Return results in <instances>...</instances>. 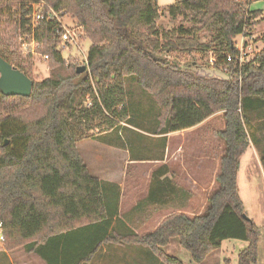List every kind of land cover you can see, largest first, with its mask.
I'll return each mask as SVG.
<instances>
[{
	"label": "trees",
	"instance_id": "trees-1",
	"mask_svg": "<svg viewBox=\"0 0 264 264\" xmlns=\"http://www.w3.org/2000/svg\"><path fill=\"white\" fill-rule=\"evenodd\" d=\"M38 1L77 21L81 39L91 42L88 69L78 73L79 63L64 60L57 49L62 26L45 19L35 36L37 52L48 56V77L33 81L29 97L0 93L1 249L24 248L47 264H91L104 245H133L160 264H184L165 250L178 238L199 264L224 241L239 240L247 246L238 264H256L261 228L244 217L238 175L251 144L260 146L257 130L263 122L252 135L248 127L254 118L264 119V47L241 64L235 38L253 29L249 18L259 17L261 9H252L250 0H176L168 11L173 19L182 17L181 23L160 32L158 0H0V56L31 79V56H22L14 39L18 28L27 31L31 5ZM203 32L211 40L201 42ZM197 51L212 54L215 62L209 54L205 65L166 57ZM130 77L155 102V135L190 129L218 112L225 119L216 132L225 145L217 186L204 212L175 209L144 234L128 223L145 214V205L123 212L119 191L91 173L78 147L88 133L129 122ZM140 148L135 146L139 153L133 159L142 155ZM261 163L264 168V150ZM179 183L169 178L160 185L189 193ZM176 200L169 204L185 206Z\"/></svg>",
	"mask_w": 264,
	"mask_h": 264
},
{
	"label": "rangeland",
	"instance_id": "rangeland-1",
	"mask_svg": "<svg viewBox=\"0 0 264 264\" xmlns=\"http://www.w3.org/2000/svg\"><path fill=\"white\" fill-rule=\"evenodd\" d=\"M175 1L176 0H158L161 17L157 20V28L160 32L163 30H171L172 28L178 26L182 21V17L173 19L169 14L168 7ZM250 1L254 2L253 4H251L252 9H261L259 17H250L249 21L250 24L253 25V29H250L248 34L238 35L235 38L236 46L241 50L243 58L246 60L253 59L264 47V43L261 40V36L264 33V0ZM246 16H248V14ZM62 21L67 26H77V21L70 15H66L64 18H62ZM8 32L14 34V31L12 30L8 29ZM20 36L21 32L18 28L14 41L17 44L16 47L18 48V51L22 54V56H31V59L33 61L32 80H42L48 77V60H45L38 52L36 54L30 53L27 47L23 45L24 43L21 41ZM211 36V34L203 32L199 35V39L201 42H206L211 40ZM90 43L91 42L89 40L83 41L80 37L78 40V45L72 48V52L65 54L68 57L67 63L77 62L80 66L87 65L86 59ZM27 52L29 53L27 54ZM208 54L203 51L192 53L173 52L166 57L169 60L178 62L181 65H186L188 64V62L194 61L198 64L205 65ZM211 56L213 57L212 54H209V57ZM127 87L129 91L130 106L132 107L129 122L121 123V125L116 130H112L109 132L100 133L99 131H95V134L88 133L86 134V137L78 143V147L82 154V157L93 175L97 176L101 180L106 181V183L108 184L115 183L122 186L121 188H123L125 194L122 206L123 212L130 209V204L134 202L133 199L137 198L134 195L137 196L138 194L139 196H142V192L145 191L149 184L148 182L152 181V178H148V174L152 172L154 165L150 163H136L133 158H135L134 155L139 152L134 149L135 146L145 144L147 145V149L142 150L143 155L147 156L148 158L152 157L153 160L165 161L167 159L169 163L172 162L171 164H176L172 165L173 168H179L182 165L184 166L186 164V160L189 165V160L193 158V156L197 155L202 148L207 150L208 147H203L202 143H200L202 141L201 139L204 140V144L205 146H207L209 140H212V130L215 129V157L218 158L219 155L223 154L225 150L224 141H221L216 133L218 131L217 129L222 125L221 117L215 118L210 123V125L205 126L201 129V131H198L196 133L187 132L185 136L178 138L180 142L181 140H184V147L182 150H178V152L176 153V150L173 149L170 150L171 153L169 154L166 152V155L164 152L165 150H154V148L152 147L153 142L150 140V138H153L151 134H153L152 132L155 128L154 125H152L154 123V117L157 110L155 102L149 94L145 93L139 87L137 81L133 77L127 79ZM259 121L261 120L254 118L252 127H248L250 135H252L253 132H256V129L258 128V126L260 127L262 122L264 123V120L261 122ZM257 133L260 142V146L258 145V148L260 153H262L264 150V125H262V129L259 128L257 130ZM138 134H142L144 138H140L139 140L136 139L135 137ZM195 140H197L198 142H196ZM172 147H175V145H173ZM247 154L248 155H246L244 159V168L240 175L241 196L245 201L246 214L249 217L253 218L258 225H262L264 224V177L261 173H259L260 166L257 165L254 160L249 158L251 157L250 154H252V151L250 150ZM160 157H163L164 159ZM248 158L250 159L249 168L250 170H252L250 172L248 171L249 173L245 171V164L247 163L246 161ZM183 173L186 174L185 172ZM184 174L179 175L178 173V181L184 186H186L185 182L188 185L191 184L190 181H188V178H185ZM248 180L252 182L251 184L254 187L253 190L255 191L253 195H249L246 192L245 184L248 182ZM205 198L206 195L201 198L202 200L200 199L197 204L198 209L195 213L202 214L204 212V208L202 210L201 208L202 205L205 204ZM165 215L166 214L163 212H153L151 214L152 218L150 221V223L153 225H149L146 229L150 230L157 223H159ZM147 230H144L143 232ZM2 246V241H0V249L2 248ZM182 249L186 250L183 247ZM9 252H12L16 257L33 255L26 253L24 248H18ZM33 256L35 258H39L36 255ZM188 256L191 260L189 253Z\"/></svg>",
	"mask_w": 264,
	"mask_h": 264
},
{
	"label": "crops",
	"instance_id": "crops-1",
	"mask_svg": "<svg viewBox=\"0 0 264 264\" xmlns=\"http://www.w3.org/2000/svg\"><path fill=\"white\" fill-rule=\"evenodd\" d=\"M217 117L218 118L221 117V120H222V125L217 130H222L225 127V119L223 117V112H219V113L212 115L211 117H209L207 120H205L201 124L195 127H192L190 129L169 133L167 135L151 134L153 137V138H150V140L153 142L152 147L154 148V150H159V149L160 151L165 150L164 151L165 155H166V152L168 154L171 153L170 150L172 149L176 150L175 151L176 153L178 152V150H182L184 147V140L183 141L181 140L180 142L178 138L185 136L187 132L196 133L198 131H201L202 128L210 125V123ZM212 133H213L212 140H209L207 146H205L203 139H201L202 141L200 142L202 143L203 147H208L207 150L202 148L197 155L193 156V158L189 160L190 162L189 165L186 160V164L184 166L182 165L179 168H173L172 165H176V164H171L172 162L169 163L167 159L165 161L164 160H160V161L153 160L152 157L148 158L147 156L143 154L139 155L138 157H136V159H134L136 163L137 162L150 163L154 165L152 172L148 174V178L149 179L152 178V181L148 182L149 184L147 188L145 189V191L142 192L143 193L142 196H139L138 194L137 196L134 195L137 198L133 199L134 202L130 204L131 205L130 209L128 211H125L127 213L132 212L135 206H138L139 204H141V202L145 204V211H146L145 214L139 219L134 220L133 223L131 221L128 223V225L132 224L133 226H138L135 229L136 232L140 234L141 233L144 234V233L153 231L157 227L159 223H157L150 230L146 229L149 225L150 226L153 225L150 223L151 218H152L151 214L153 212H156V211L163 212L167 215L168 213L174 211L175 209L182 208L185 212L191 215L199 214V213H195L198 209L197 204L204 195H206V198H205L206 201H205V204L202 205L201 210L205 207L210 192L216 187L215 177L219 170V160H220V156L222 155V154L219 155L218 158L215 157L216 155L215 129L212 130ZM220 140L222 141L221 138ZM195 141L198 142L197 140ZM173 145H175V147H172ZM140 147H141L140 148L141 151L143 149L144 150L147 149V145L145 144L140 145ZM250 150L252 151V154H250L251 157L249 158L254 160L257 163V165L260 166L259 173H261L264 177V168L261 163V157H260L261 153L259 151L258 145H254L252 143L250 148L246 151V153L241 158V166H240L239 175H238V186H239L240 194H241L240 175L244 168L245 156L248 155L247 153ZM160 158L164 159L163 157H160ZM249 158L247 159L246 161L247 163L245 164L246 165L245 171L247 172L252 171L249 168L250 167ZM190 169H191V172H190ZM177 172L179 173V175H183L184 174L183 172H185L188 175L187 177V175L184 174L185 178H188V181H190L191 184L188 185L185 182L186 189L189 190V193L186 191L184 193L176 189L173 192L175 194V197H173L172 196L173 193L169 190L162 188L160 183L161 181L169 179V178L174 179V180L176 179V181H178L177 177L179 176ZM102 181L106 183V181L104 180ZM251 183L252 182L248 180V182L245 184L246 192L249 195H253L255 191L253 190L254 187ZM179 184L183 186L182 183H179ZM111 185H113L112 187H115V189L119 191L120 193V209L122 210L124 195H125L124 190L123 188H121L122 186L120 184L112 183ZM174 199H178V201L184 203L185 206L181 207V204H180V207H178L175 204V206L173 207V205L169 204V202L172 200L174 201ZM242 199L244 201L243 197ZM178 201L176 200V203ZM244 204H245V201H244ZM258 226L261 228V234L259 238V255H258L256 264H264V224L258 225ZM140 228H144V229H140ZM144 230H147V231L143 232ZM234 241L233 240L224 241L221 248L212 252L202 263H199V264H238L239 252L243 250L244 248H246L247 242L239 241V240H234ZM165 250L168 254L178 257L181 261H183L184 264H198V263H194L193 261H191L192 258L191 260L189 259V256H188L189 252H186L187 250L182 249L179 239L177 240V238L172 239L171 243L167 247H165ZM33 255L32 256L24 255V257H16L12 252L3 251V249H0V264H47L41 258H35ZM190 257H191V254H190ZM91 264H160V263L155 261L151 253L145 248L135 247L133 245H130V246H117V245L106 246L104 245L102 247L101 252L95 257V259L93 260Z\"/></svg>",
	"mask_w": 264,
	"mask_h": 264
},
{
	"label": "built area",
	"instance_id": "built-area-1",
	"mask_svg": "<svg viewBox=\"0 0 264 264\" xmlns=\"http://www.w3.org/2000/svg\"><path fill=\"white\" fill-rule=\"evenodd\" d=\"M62 18L64 17H62L59 13H57L55 9L52 6H50L48 3H46L45 1L34 2L31 5V11L28 14L27 31L25 32L20 31L21 32L20 39L24 43L23 45L27 47L30 53L36 54L37 48H38V43H37L36 36H35L36 30L38 29V27L40 26L43 20L55 19L60 22L62 26V30H63L60 36L59 45L57 46V49L58 51L61 52L64 60L68 62V57L65 54L71 53L72 48L78 45V40L80 38V31L82 28L80 26H75V27L67 26L62 21ZM241 35H245V34H241ZM239 52L240 54L236 57V59L239 60L241 64L243 62L247 63L250 61V60H246L243 58V54L240 49H239ZM28 53L29 52H27V54ZM42 57L45 60H48L47 55L45 56L42 55ZM232 59H235V57H232V56L228 57L229 61ZM211 62L212 63L215 62V59L213 57H211ZM86 63H87V59H86ZM0 232H1L0 241H3L4 238L2 235V224L1 223H0Z\"/></svg>",
	"mask_w": 264,
	"mask_h": 264
},
{
	"label": "water",
	"instance_id": "water-1",
	"mask_svg": "<svg viewBox=\"0 0 264 264\" xmlns=\"http://www.w3.org/2000/svg\"><path fill=\"white\" fill-rule=\"evenodd\" d=\"M86 69L87 65H82L78 68V73H83ZM217 75L225 77L221 73ZM32 89L33 80L0 56V93L7 96L29 97ZM244 217L249 218L247 214H244Z\"/></svg>",
	"mask_w": 264,
	"mask_h": 264
}]
</instances>
